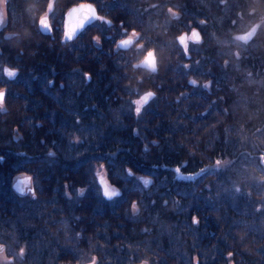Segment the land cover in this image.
<instances>
[{"label": "trees", "instance_id": "trees-1", "mask_svg": "<svg viewBox=\"0 0 264 264\" xmlns=\"http://www.w3.org/2000/svg\"><path fill=\"white\" fill-rule=\"evenodd\" d=\"M100 1L114 28L74 42L37 32L49 0L8 1L0 264H264V0Z\"/></svg>", "mask_w": 264, "mask_h": 264}, {"label": "flooded vegetation", "instance_id": "flooded-vegetation-1", "mask_svg": "<svg viewBox=\"0 0 264 264\" xmlns=\"http://www.w3.org/2000/svg\"><path fill=\"white\" fill-rule=\"evenodd\" d=\"M9 0H6L8 4ZM146 0H144L145 2ZM58 0H49V3L47 7L45 8V12L38 18L37 23V32L41 33L43 36L46 37H55L56 34L61 30L64 25H69L70 28H72V35H68V40L71 42L79 40L83 34L86 32L87 28L93 26V24L98 23L99 28L106 23L109 28H114L115 23H112L108 17L111 15L110 10L103 8L104 2H101L100 0H83L81 3H78L76 5H72L63 15L58 16L57 12L55 11L56 5ZM56 12V13H55ZM43 19L46 24L47 28H45L43 25H41L40 21ZM119 24L117 26L118 30L121 29L122 32H126L127 28H125V25H123L120 20ZM11 21L7 17L6 25L2 28H0V33L5 34L7 32V29L11 27ZM101 30V28H100ZM116 33L118 31L115 29L114 34L110 35L109 37L114 40V47L116 52H124L129 53L130 57L134 55L131 53L133 50L138 49L137 46L134 44H129L131 41L127 40L129 43L122 44V40H119L118 37L116 38ZM7 36H11L12 34H6ZM98 36H96L94 39L99 44L102 43V46H105L109 48L112 45V42L110 40H103L102 33H98ZM71 37V38H69ZM101 37V38H100ZM140 46L143 47L142 44ZM137 47V48H136ZM153 54V53H152ZM105 62L112 61V58L110 55L105 54ZM140 68L145 70H153L155 68V60L152 55V57H149V55H145L142 58V62L140 63ZM142 97H138L135 100L139 101ZM140 107V105H138Z\"/></svg>", "mask_w": 264, "mask_h": 264}, {"label": "rangeland", "instance_id": "rangeland-1", "mask_svg": "<svg viewBox=\"0 0 264 264\" xmlns=\"http://www.w3.org/2000/svg\"><path fill=\"white\" fill-rule=\"evenodd\" d=\"M7 17H8L7 2H4V0H0V28L4 27L6 25ZM70 35H72V34H70ZM219 162L220 163L215 164V166L217 168L225 167L228 164L227 161H222V162L219 161ZM178 176L181 178L187 179L186 176H183L180 173H178ZM19 177L23 178V176H18L17 177L18 181H19ZM93 180L95 181V183L100 185V188L102 189V192L104 193V195H105V190H107L108 192L116 194V188L112 185V183H110L108 181V175H107V172L104 170V167H102L100 165L95 167L94 174H93ZM18 181H16V184L18 183ZM24 185H25L24 182L18 183L17 184L18 189L21 191V189H23L25 187ZM105 196L109 197L107 195H105ZM6 259L7 258L5 256V253L0 250V263L6 262Z\"/></svg>", "mask_w": 264, "mask_h": 264}, {"label": "snow or ice", "instance_id": "snow-or-ice-1", "mask_svg": "<svg viewBox=\"0 0 264 264\" xmlns=\"http://www.w3.org/2000/svg\"><path fill=\"white\" fill-rule=\"evenodd\" d=\"M4 2H6V0H4ZM40 23H41V25H43L45 28H47V24H46V22H45L43 19H41ZM192 37H193L194 39H198V34H197L195 31H193V33H192ZM69 38H71V37H69ZM237 39H246V37H237ZM180 41H181V43H184V42H185V38H184V37H180ZM127 43H128V41H124V42H122V44H127ZM186 47H187V45L185 44V48H186ZM148 55H149V57H152L153 54H152V53H149ZM7 75H8L9 77H14V76H15V72H13V71H9V72L7 73ZM192 83H195V81H192ZM153 95H154V93H152V92L147 93L144 97H142L141 100L136 101V104H137V105H142L143 103H146V102L148 101V99H149L150 97H152ZM3 97H4V93H3V92H0V101L3 100ZM140 110H141L140 107H137V108H136V113L139 114V113H140ZM50 155H53V154L50 153ZM217 163H220V162L217 161ZM177 171H179V169H177ZM145 183H147V181H145ZM21 191H23V189H21ZM81 194H83V190H81ZM113 194H114V193H111V192H108L107 190H105V195L111 197ZM133 207H135V206H133ZM194 222H198V221H194Z\"/></svg>", "mask_w": 264, "mask_h": 264}, {"label": "water", "instance_id": "water-1", "mask_svg": "<svg viewBox=\"0 0 264 264\" xmlns=\"http://www.w3.org/2000/svg\"><path fill=\"white\" fill-rule=\"evenodd\" d=\"M18 183H20V182H18ZM14 186H15V189L19 192L20 190L18 189V186L17 185H14Z\"/></svg>", "mask_w": 264, "mask_h": 264}]
</instances>
